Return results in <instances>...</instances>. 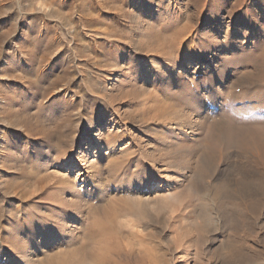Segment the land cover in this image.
Returning <instances> with one entry per match:
<instances>
[{
    "label": "rangeland",
    "instance_id": "374dc122",
    "mask_svg": "<svg viewBox=\"0 0 264 264\" xmlns=\"http://www.w3.org/2000/svg\"><path fill=\"white\" fill-rule=\"evenodd\" d=\"M239 1L0 0V264H264V7Z\"/></svg>",
    "mask_w": 264,
    "mask_h": 264
},
{
    "label": "bare ground",
    "instance_id": "6f19581e",
    "mask_svg": "<svg viewBox=\"0 0 264 264\" xmlns=\"http://www.w3.org/2000/svg\"><path fill=\"white\" fill-rule=\"evenodd\" d=\"M245 1L246 0H240L239 1V3L241 4V5H243L244 3H245ZM261 1V5H262V7H264V2L262 1V0H260ZM255 17V16H254ZM258 19V18H257ZM254 22V21H253ZM263 52H264V44H263ZM260 75V74H259ZM263 76V75H262ZM261 76V77H262ZM261 108H264V105H257V107H251L250 108V111H248L249 113H251V112H254L255 110H257L254 114H253V117L251 118L252 120H254V121H258V123L260 124V122H263L264 121V112L262 111V109ZM261 109V110H260ZM264 110V109H263ZM245 111V110H244ZM164 112V111H163ZM167 112V111H166ZM170 112V111H169ZM159 113V112H158ZM186 113V112H185ZM261 113V114H260ZM164 114V113H163ZM247 114V113H246ZM156 115V114H155ZM160 115V114H159ZM167 115V114H166ZM188 115V114H187ZM162 117H163V115H162ZM161 117V118H162ZM251 117V116H250ZM179 118V117H178ZM174 119V117L172 118V120ZM192 119V118H191ZM157 120V119H156ZM163 120H164V118H163ZM166 120V119H165ZM180 120V119H179ZM190 120V119H189ZM113 121V120H112ZM158 121V120H157ZM161 121V120H160ZM162 122H164V121H162ZM165 122H167V121H165ZM164 122V123H165ZM176 122H177V120H176ZM167 124V123H166ZM165 124V125H166ZM168 124H170V123H168ZM200 124H202V123H200ZM250 124H251V122H250ZM254 124V123H253ZM164 125V124H163ZM255 126V125H254ZM254 126H251V127H254ZM256 127V126H255ZM259 127L261 128V130L260 131H262V134H264V122H263V125H259ZM202 128V127H201ZM232 129V128H231ZM188 130H191V127H187V126H182V125H179L178 123L177 124H174V122H173V124H170V126L167 128V131L168 132H170L172 135H174V136H176L177 138L178 137H180V139H186V138H184V137H186L187 136V134H189V132H188ZM217 130V129H216ZM233 132H235V131H233ZM191 133H192V131H191ZM202 133V132H201ZM200 133V134H201ZM99 134H100V132H99ZM193 136H197L198 135V133L197 132H193ZM190 135V134H189ZM232 135V134H231ZM95 137H96V135H94ZM94 136H92V138L94 139ZM160 139V138H159ZM191 139V138H190ZM100 140V139H99ZM181 142V141H180ZM184 142V141H183ZM195 142V141H194ZM185 143V142H184ZM177 144V143H176ZM185 145V144H184ZM183 145V146H184ZM187 145V144H186ZM198 145V144H197ZM174 146V145H173ZM178 146H180V145H178ZM182 146V145H181ZM180 146V147H181ZM189 146H190V144H188V148H189ZM249 146V145H248ZM176 147V146H175ZM186 147V146H185ZM193 147V146H192ZM170 148V147H169ZM179 148V147H178ZM184 148V147H183ZM182 148V149H183ZM187 148V147H186ZM126 149V148H125ZM174 149V148H173ZM195 149V148H194ZM193 149V150H194ZM159 150V149H158ZM176 150V149H175ZM186 150V149H185ZM179 152H180V150H178ZM182 151H184V150H182ZM188 151H190L189 149H188ZM187 151V152H188ZM192 151V150H191ZM184 152H186V151H184ZM211 153V152H210ZM171 154H173V153H171ZM179 154V153H178ZM180 154H181V152H180ZM184 154V153H183ZM163 155V154H162ZM187 155H188V153H187ZM186 155V156H187ZM172 155H170L169 157H171ZM191 156V155H190ZM162 157H164V156H162ZM183 157L185 158V155H183ZM182 157V158H183ZM83 158V157H82ZM85 158V157H84ZM175 158V157H174ZM184 158H183V160L182 161H178L177 162V165H175V166H173L172 165V162L171 161H168V162H166V163H164V165H165V168H164V174H166L165 176H163V179H162V182H161V184H160V186H159V190L158 191H156V194H155V196H153V195H150V196H148V195H144L143 196V198H145L144 199V206H150V207H152L155 211H158V212H160V210H162L163 209V206H162V193H160V191H162V189L164 188V184L166 185H170V184H174V185H176V184H180V183H182L183 185H184V183H183V180L184 179H186L187 178V176H186V169H187V166H189V165H187V166H184L183 165V163H184ZM160 159V158H159ZM167 159H168V157H167ZM170 159V158H169ZM216 159V158H215ZM162 160H164V159H162ZM171 160V159H170ZM173 160H175V159H172V161ZM187 160H189L188 158H187ZM187 160H185V161H187ZM191 160V159H190ZM166 161V160H165ZM93 162V161H92ZM176 162V161H175ZM188 162V161H187ZM187 162H185L186 164H187ZM190 162V161H189ZM192 163V162H191ZM162 164H163V162H162ZM193 165V164H192ZM181 167V170L180 171H182V170H184V171H182V173L183 174H181L180 175V178H172L171 177V174L172 173H177V171H178V174L180 173L179 172V168ZM192 167V166H191ZM118 168V167H117ZM162 168V167H161ZM161 168H159V169H161ZM177 168V169H176ZM198 168V167H197ZM99 171V170H98ZM160 171V170H159ZM162 171V172H163ZM99 174V173H98ZM189 174H190V172H189ZM115 175H117V174H115ZM160 175V174H159ZM191 175V174H190ZM161 176V175H160ZM161 176V177H162ZM114 177V176H113ZM117 177V176H116ZM179 177V176H178ZM190 177V176H189ZM100 178V177H99ZM98 179V178H97ZM191 179V178H190ZM189 180V179H188ZM101 181V180H100ZM99 181V182H100ZM186 182H187V180H186ZM189 182V181H188ZM102 183V182H101ZM106 183V182H105ZM99 184V183H98ZM108 184V183H107ZM155 184H156V182L154 183H149V184H144L143 185V192H146V190L147 191H149V193L150 192H153L152 190H153V188L154 187H156L155 186ZM181 185V184H180ZM182 185V186H183ZM193 185V184H192ZM186 186V185H185ZM170 187V186H169ZM220 187V186H219ZM182 188V187H181ZM222 188V187H221ZM177 189H179V188H177ZM184 189H186V188H184ZM188 189H190V188H188ZM102 190V189H101ZM218 190H219V188H218ZM227 190V189H226ZM165 191V190H164ZM169 191V190H168ZM187 191V190H186ZM197 191V190H196ZM231 191H233V190H231ZM179 193L181 192V191H178ZM191 192H193V190H191ZM190 192V193H191ZM199 192H201L200 190H199ZM216 192V191H215ZM178 193V194H179ZM231 193V192H230ZM177 194V193H176ZM200 194V193H199ZM216 194H217V192H216ZM169 195V194H168ZM166 196V197H168L169 198V196ZM172 195H173V193H172ZM188 196H189V193L187 194ZM200 196V195H199ZM226 196V195H225ZM163 197H164V195H163ZM173 197H175V195L173 196ZM173 197H171V198H173ZM214 197H216V196H214ZM221 197H223V196H221ZM228 197V196H227ZM167 198V199H168ZM167 199H165V197L163 198V200H165V201H168ZM174 200H175V198H174ZM187 200H189V197H188V199ZM233 200V199H232ZM143 201V200H142ZM141 201V202H142ZM170 201V200H169ZM185 201V200H184ZM191 201H192V199H191ZM140 202V203H141ZM164 202V201H163ZM195 202V201H194ZM179 203V202H178ZM183 203H186L187 204V202H183ZM190 203V202H189ZM222 203V202H221ZM163 204H166V203H163ZM167 205H168V203H167ZM166 205V206H167ZM230 205V204H229ZM188 206H189V204H188ZM231 206V205H230ZM61 207V206H60ZM142 207V206H141ZM162 208V209H161ZM166 208V210H167V207H165ZM185 208H187V206L185 207ZM147 209V208H146ZM151 209V208H150ZM188 209V208H187ZM222 209V208H221ZM223 209H225V208H223ZM143 210V209H142ZM165 210V209H164ZM169 210V209H168ZM183 210H184V208H183ZM234 210V209H233ZM145 211V210H144ZM149 211V210H148ZM163 211V210H162ZM181 211V210H180ZM192 211H193V209H192ZM190 212V214H187V215H192L191 213H193L194 214V212ZM175 212V211H174ZM182 212V211H181ZM186 213H188L187 211H185ZM171 213V212H170ZM148 214V213H147ZM152 214V213H151ZM169 214V213H168ZM183 214H184V212H183ZM203 214V213H202ZM232 214V213H231ZM186 215V216H187ZM200 215V214H199ZM184 216V215H183ZM186 216H185V218H186ZM189 216V217H190ZM196 216H197V212H196ZM195 216V217H196ZM195 217H191L193 220H194V218ZM204 217H205V215H204ZM203 217V218H204ZM185 218H183V219H185ZM202 218V219H203ZM206 218V217H205ZM204 218V219H205ZM181 219V218H180ZM191 219V220H192ZM200 220H201V218H199ZM203 219V220H204ZM207 219V218H206ZM186 220V219H185ZM188 220V219H187ZM195 221V220H194ZM207 220H205L204 222H206ZM188 222H190V221H188ZM201 222V221H200ZM203 222V221H202ZM187 224V223H186ZM192 224V223H191ZM203 224V223H202ZM188 225V224H187ZM204 225V224H203ZM181 226H183V225H181ZM185 227H186V225H185ZM182 228V227H181ZM205 228V227H204ZM186 229V228H185ZM191 229H194V228H188V230H190L191 231ZM196 229H198V227L196 228ZM200 229V228H199ZM198 229V230H199ZM183 230V229H182ZM204 231H205V229H203ZM179 231H181V230H179ZM202 231V227H201V230H200V232ZM189 231H187V233H188ZM194 232V231H193ZM192 232V233H193ZM185 233V232H184ZM183 233V234H184ZM190 233L191 232H189V235H190ZM182 234V235H183ZM200 234V233H199ZM201 234H203V232L201 233ZM181 235V234H180ZM188 235V236H189ZM204 235H205V232H204ZM203 235V236H204ZM183 237V236H182ZM193 238V237H192ZM183 239V238H182ZM187 240V239H186ZM194 240V239H193ZM189 241V240H188ZM184 246V245H183ZM189 246V245H188ZM25 248V247H24ZM29 250V249H28ZM199 250V249H198ZM22 251V250H21ZM18 254V253H17ZM37 261V260H36ZM39 261V260H38ZM25 262V261H24Z\"/></svg>",
    "mask_w": 264,
    "mask_h": 264
}]
</instances>
